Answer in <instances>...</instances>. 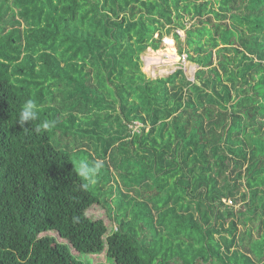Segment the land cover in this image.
I'll return each mask as SVG.
<instances>
[{
  "label": "trees",
  "instance_id": "1",
  "mask_svg": "<svg viewBox=\"0 0 264 264\" xmlns=\"http://www.w3.org/2000/svg\"><path fill=\"white\" fill-rule=\"evenodd\" d=\"M173 31L195 79L146 78ZM28 99L53 128L24 131ZM63 141L117 186L83 190ZM103 252L264 264V0H0V264Z\"/></svg>",
  "mask_w": 264,
  "mask_h": 264
},
{
  "label": "rangeland",
  "instance_id": "2",
  "mask_svg": "<svg viewBox=\"0 0 264 264\" xmlns=\"http://www.w3.org/2000/svg\"><path fill=\"white\" fill-rule=\"evenodd\" d=\"M186 24H187V27L189 28L191 25V22L189 21V19L186 21ZM178 33L180 34V36L182 37V40L184 41L186 37V32L181 29V30H178ZM155 37L157 38L158 34H156ZM170 39L173 41V45L168 44ZM177 45L178 44L176 42L174 31H173L170 34H164V38L160 42L159 48L157 50H154L153 48L149 47L145 51L142 52L141 54L142 72L145 74L146 78L153 79V80L159 79V78H165V77H169L176 71L182 69L184 70V74L189 81H193L195 79V73L198 67L192 62H189L186 59V56L179 52ZM139 125L140 123L137 122L136 125L133 126V131L138 130ZM85 143L86 145L88 143H89L88 145H91L93 142H90L88 141V139H86ZM58 145L63 150L68 149L69 152L75 158V160H77L78 158H84L85 152L79 151L80 150L79 148H82L83 145L81 147H78V146H75L74 143L69 144L66 141L60 142ZM94 149L95 148H93V150L89 152L96 157L99 155V153H101V151L97 153L94 151ZM97 159L102 161V159H99V158ZM132 162H133V159L131 160V163ZM112 173H115V170L113 168H112ZM114 179L117 181H120V178L118 175L114 176ZM113 183L114 182L110 183L109 185L108 183L107 184L97 183L94 187H91V190L94 194L97 195L99 193L98 188L103 187V190H108L109 186H117V184H113ZM89 215L95 219H105L110 224L111 220L109 219L108 211L101 204L94 206L90 210ZM112 226H114V223L112 224ZM79 257L86 264H114V262L111 261L107 257L106 252L99 253V254H93V255H80Z\"/></svg>",
  "mask_w": 264,
  "mask_h": 264
},
{
  "label": "clouds",
  "instance_id": "3",
  "mask_svg": "<svg viewBox=\"0 0 264 264\" xmlns=\"http://www.w3.org/2000/svg\"><path fill=\"white\" fill-rule=\"evenodd\" d=\"M39 105L35 99H28L24 102L19 112L18 123L21 127L30 124L31 128H24V131L34 129L36 133L48 131L55 126V121L45 119L41 123L36 124L38 120ZM103 162L100 160L89 161L86 158H78L74 163V171L81 181V188L85 191L95 186L100 179Z\"/></svg>",
  "mask_w": 264,
  "mask_h": 264
},
{
  "label": "bare ground",
  "instance_id": "4",
  "mask_svg": "<svg viewBox=\"0 0 264 264\" xmlns=\"http://www.w3.org/2000/svg\"><path fill=\"white\" fill-rule=\"evenodd\" d=\"M170 45H173V41L170 39L169 43ZM173 50V49H172Z\"/></svg>",
  "mask_w": 264,
  "mask_h": 264
}]
</instances>
